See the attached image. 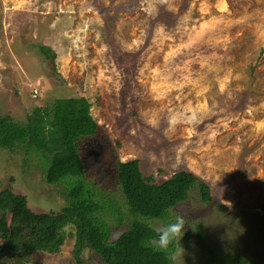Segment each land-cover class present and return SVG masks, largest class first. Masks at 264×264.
<instances>
[{
    "label": "rangeland",
    "instance_id": "1",
    "mask_svg": "<svg viewBox=\"0 0 264 264\" xmlns=\"http://www.w3.org/2000/svg\"><path fill=\"white\" fill-rule=\"evenodd\" d=\"M79 96L106 133L80 141L86 179L106 194L122 195L116 157L139 159L157 182L187 169L211 186L216 206L191 189L171 217L149 221L157 230L183 215L172 264H213L194 241L201 225L217 256L264 264V0H0V115L23 122ZM24 158L0 148V186L37 213L65 206L44 160ZM73 230L27 264H76ZM81 257L100 262L90 249Z\"/></svg>",
    "mask_w": 264,
    "mask_h": 264
},
{
    "label": "trees",
    "instance_id": "2",
    "mask_svg": "<svg viewBox=\"0 0 264 264\" xmlns=\"http://www.w3.org/2000/svg\"><path fill=\"white\" fill-rule=\"evenodd\" d=\"M40 50L47 55L50 49L41 46ZM99 136L107 140L82 96L57 98L50 107H35L23 122L0 115V148L15 153L21 147L24 164L29 155L40 156L45 181L64 185L67 199L59 210L37 213L28 207L23 194L0 186V264H27L36 251L58 253L64 244L63 228L69 224L74 228L76 264H85L84 249L99 256L100 262L94 264H172L166 253L148 245L157 237L149 221L171 217V210L188 199L191 189L197 190L204 205H217L209 183L194 172L180 169L157 182L143 174L137 158H115V178L122 195L106 194L86 179L80 148L82 139ZM217 207L224 210V206ZM259 219L264 222V215ZM204 227H197L194 241L213 264L263 263L244 251L217 256ZM177 245L170 246V251Z\"/></svg>",
    "mask_w": 264,
    "mask_h": 264
},
{
    "label": "clouds",
    "instance_id": "3",
    "mask_svg": "<svg viewBox=\"0 0 264 264\" xmlns=\"http://www.w3.org/2000/svg\"><path fill=\"white\" fill-rule=\"evenodd\" d=\"M177 117L173 115L169 118V124H174ZM185 225V219L183 215L178 214L175 222L169 223L163 227L158 228L157 237L148 241L149 246H154L156 251L166 253V258L175 261L178 256L182 255L183 252L180 250L174 253L170 251V246L178 243V240L182 236V229Z\"/></svg>",
    "mask_w": 264,
    "mask_h": 264
}]
</instances>
